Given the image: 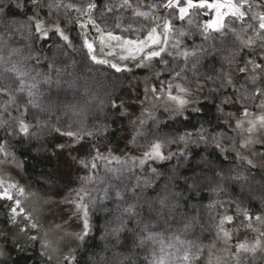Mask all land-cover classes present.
<instances>
[{
  "label": "clouds",
  "instance_id": "clouds-1",
  "mask_svg": "<svg viewBox=\"0 0 264 264\" xmlns=\"http://www.w3.org/2000/svg\"><path fill=\"white\" fill-rule=\"evenodd\" d=\"M212 3L0 0V264H264V0Z\"/></svg>",
  "mask_w": 264,
  "mask_h": 264
},
{
  "label": "snow or ice",
  "instance_id": "snow-or-ice-1",
  "mask_svg": "<svg viewBox=\"0 0 264 264\" xmlns=\"http://www.w3.org/2000/svg\"><path fill=\"white\" fill-rule=\"evenodd\" d=\"M175 2H176V5H177V7H178V9H179L181 14H185V13L189 12V10L192 7H196V6L209 5L211 7H214L215 10H216V16H215V18L212 21L209 22V27H212V28L219 27V21L222 19L221 8L228 7L230 11H236L237 10L235 5H233V4H228V5H224V4H220V3L213 4L212 0H211V2H210V0H186V4L184 6H180L181 5V0H175ZM89 7H92V5H89ZM39 27H40V25L37 22V28H39ZM109 35H111V34H109ZM65 39H67V37H65ZM153 42H155V41L153 40ZM86 43H87V46L89 47V49H91L93 47V44L91 42H87L86 41ZM21 125H22L21 130L22 131H26L27 130V125L24 124L23 121H21ZM67 134L69 136L73 135V133H71V132H69ZM0 151H2V149H0ZM154 154L158 155V156L160 155L158 147L155 150ZM11 187H12V185H9V188H11ZM2 197H7V198L11 199L10 191L8 189L0 190V198H2ZM14 211H15V209H14ZM245 214L248 215L247 213H245ZM84 216L85 217L87 216L86 209L84 211ZM249 218H251V217H249ZM232 219H233V217H231V216L224 217L225 221H231ZM222 223H223V221H222ZM84 225H85V228H87V226H88L87 225V219L84 220ZM221 230L223 231V228ZM224 234L226 236L228 235L227 232H225ZM239 247L241 249L248 250V245L247 244L242 243V244L239 245ZM253 250H254V247H253Z\"/></svg>",
  "mask_w": 264,
  "mask_h": 264
},
{
  "label": "rangeland",
  "instance_id": "rangeland-1",
  "mask_svg": "<svg viewBox=\"0 0 264 264\" xmlns=\"http://www.w3.org/2000/svg\"><path fill=\"white\" fill-rule=\"evenodd\" d=\"M100 2H101V0H97V3H100ZM10 7H14V6H10ZM15 11L21 12L19 9H15ZM27 12H28V14H31L30 9H28ZM20 14L21 15H17L16 14L15 16H11L10 15V18L15 19V20H23V19H26L27 18L24 13L21 12ZM89 30H91V26L90 25H89ZM23 253H26V254L30 255V258L33 256V253L31 251V248L30 247H29V250L28 251L23 252Z\"/></svg>",
  "mask_w": 264,
  "mask_h": 264
},
{
  "label": "trees",
  "instance_id": "trees-1",
  "mask_svg": "<svg viewBox=\"0 0 264 264\" xmlns=\"http://www.w3.org/2000/svg\"><path fill=\"white\" fill-rule=\"evenodd\" d=\"M16 13H17V15H21L20 14L21 12H17L16 11ZM20 258H21L22 261L25 262V264H33L32 259L30 258V255H28L26 253H21L20 254Z\"/></svg>",
  "mask_w": 264,
  "mask_h": 264
},
{
  "label": "water",
  "instance_id": "water-1",
  "mask_svg": "<svg viewBox=\"0 0 264 264\" xmlns=\"http://www.w3.org/2000/svg\"><path fill=\"white\" fill-rule=\"evenodd\" d=\"M211 1V0H210Z\"/></svg>",
  "mask_w": 264,
  "mask_h": 264
}]
</instances>
